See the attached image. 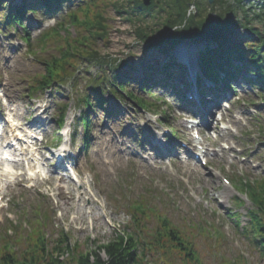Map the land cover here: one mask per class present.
Returning <instances> with one entry per match:
<instances>
[{"label": "rangeland", "instance_id": "rangeland-1", "mask_svg": "<svg viewBox=\"0 0 264 264\" xmlns=\"http://www.w3.org/2000/svg\"><path fill=\"white\" fill-rule=\"evenodd\" d=\"M98 1L100 12L93 15L78 13V7L85 6L86 1L72 0L71 5H63L53 16L41 10L33 16L35 21L25 17L27 32L16 26L0 30V125H5L0 152L12 155V166L34 165L47 172L51 180L48 184L39 180L32 189L25 184L15 185L14 181L7 186L0 180V192L6 195L0 208L8 203V208L0 209V249L7 231L17 252L28 249L25 238H34V233L40 231L52 241L64 233L72 251L96 250L113 240L129 222L130 205L147 198L151 211L168 218L172 228L190 238L194 255L199 256L195 264H264V256L253 245L251 236L246 235L248 210L254 206L240 188L242 181L253 184L257 190L264 184L262 98L243 80H236L231 96L235 98L232 102L238 101L233 103L231 114L238 135L219 132L211 136L206 132L216 146L215 154L209 157V165L214 167L212 173L208 168L184 166L180 161L174 163L177 173L169 172L160 159V151L150 141H162L163 130L167 129L178 130L180 137L184 136L178 114H185L177 106L182 99L170 87H154V95H165L157 100L141 93L138 83L128 84L127 92L157 105L147 110L148 114L110 91L116 76H140L150 65L171 60V49L147 47L136 34L142 31L152 38L153 44L158 43L155 39L166 14L157 9L149 15L134 16L129 0ZM13 5L19 7L15 0H0V18ZM254 12L248 14L249 26L262 34L264 16L255 18ZM72 15L77 16V23L72 22ZM237 16L245 22L240 10ZM61 24L62 39L53 33L42 40L47 33L61 28ZM96 28L102 35L86 45L98 52L102 63L78 58L77 68L69 70L74 73L72 78L45 91L29 93L32 82L44 74L48 61L61 57V47L66 46L63 38L78 47L75 41L88 38ZM27 34L31 36L30 42L23 40ZM245 35L249 34L244 32L240 36ZM198 54L188 57L194 65L190 76L188 69L182 72V77H190V81L200 77ZM91 89L103 96L113 115L107 117L100 109L93 111L91 141L85 147V133L77 120L82 111L81 100ZM63 105L65 123L58 128L56 119ZM12 139L17 143L15 147L10 145ZM167 140L172 139L166 137L165 143H169ZM231 141L237 147L234 151L219 146V142ZM60 154L65 156L61 161ZM221 177L227 178L232 187H227ZM57 185H65L64 195H60ZM65 199L70 200L68 205H64ZM12 225L13 233L9 228ZM17 234L21 245L15 243ZM71 259L66 255L61 261L70 263ZM186 259L183 256L179 264H194V260Z\"/></svg>", "mask_w": 264, "mask_h": 264}, {"label": "trees", "instance_id": "trees-1", "mask_svg": "<svg viewBox=\"0 0 264 264\" xmlns=\"http://www.w3.org/2000/svg\"><path fill=\"white\" fill-rule=\"evenodd\" d=\"M77 1V0H76ZM86 1L85 6L78 7V13L81 15H93L100 12L98 0H81V3ZM106 1V0H103ZM72 0H37L25 2L23 11L32 10L33 8L43 9L46 12H52L51 6L60 7L63 4H70ZM161 10L166 13V19L163 22V29L160 34L162 43L173 44L175 41H182L186 38H197L198 40H213L218 42V48L215 50L208 49L201 55L202 72L206 77L219 81L220 76L218 71H223L227 75L226 82H230L234 77L239 75L243 70L254 72L257 80H249L250 84L259 92L264 100V35H259L255 30L248 29L251 33L249 37L240 38L236 29L246 26L240 25V22L231 15L232 9L230 6L223 9V12L215 18L209 19L208 15L203 17L201 14L192 16L186 20V9L188 0H163ZM222 5L221 0L214 1V4ZM130 8L134 16L149 15L156 7V3L149 7H143L141 0H129ZM207 5V1L202 2ZM28 8V9H27ZM32 8V9H29ZM94 9L93 11L91 10ZM202 10V6L198 5V11ZM228 10V11H225ZM18 11V10H17ZM14 8L8 12L7 16L3 15L0 19V26L4 25H19L25 28L23 19ZM72 22H78L77 16L72 15ZM186 22V26L182 31L171 32V28L175 25ZM61 28L54 29L42 37V40L48 39L51 34L59 36ZM100 27L102 24L99 25ZM92 29L95 26H91ZM142 32H140V36ZM102 34L96 30L89 32L88 38L83 41L75 39L77 42L75 47L71 44L72 40L63 38L65 47H61L62 55L58 59H51L46 64L44 74L37 80L32 82V87L29 89L31 93L45 91L53 85L61 84L68 78H72L74 73H69L70 69L77 68L78 58L87 60L93 63H102L103 59L97 51L91 50L86 44L90 43L95 37ZM144 35V34H143ZM61 38V37H60ZM62 39V38H61ZM28 42L30 41L27 38ZM148 41V40H147ZM245 45V46H244ZM245 47V48H244ZM234 61H240L242 66H236ZM131 80L116 76L111 82V92L115 97L123 96L125 85ZM140 82V81H138ZM157 84L163 83L157 81ZM141 89L149 91L147 86L148 81H141ZM130 99L135 97L131 94H126ZM137 102V98L135 99ZM142 106H146L145 101H139ZM83 111L77 122H80L86 129L85 145L89 144L88 130L90 128V118L93 111L101 109L105 115L112 116V111L107 109L106 101L103 96L95 89L86 92L81 100ZM62 106L61 113L57 120V125L60 127L64 122V110ZM248 189L249 198L253 202L255 209L249 212V228L246 229V235L252 238V243L257 248L261 255L264 256V184L260 186V190L255 189L252 185L246 187ZM148 199L143 198L131 206L130 222L123 227V231L115 234L113 240L109 243L97 247L96 250L83 249L80 252L72 251L71 242L63 233L56 240H49V237L37 231L34 233V238L26 237L25 242L29 248L19 252L11 247L13 241L10 237H4V245L0 249V264H179L178 260L183 256H187L186 262L194 260L193 263L199 261V256L194 255L192 250V242L190 238L183 234L182 231L174 229L170 226L168 218H163V215L157 212L148 210L146 205ZM148 211V212H147ZM158 221L160 224H158ZM38 224V220L35 221ZM41 225V224H40ZM203 236V234H201ZM195 239L196 236H193ZM16 244L21 245V237L16 238ZM104 254V255H103ZM67 255L72 256L71 262L67 260L61 261ZM179 255V256H177ZM183 255V256H181ZM187 264V263H182ZM200 264V263H197Z\"/></svg>", "mask_w": 264, "mask_h": 264}, {"label": "bare ground", "instance_id": "bare-ground-1", "mask_svg": "<svg viewBox=\"0 0 264 264\" xmlns=\"http://www.w3.org/2000/svg\"><path fill=\"white\" fill-rule=\"evenodd\" d=\"M192 66H194L193 63H191V64L189 63L188 65H183V66L180 65L179 68L183 67L184 68V72H186L187 71V67H190L191 68ZM176 67H178V66H176ZM186 78H187V76H186ZM181 79H182L181 82H184L183 81V77ZM187 80L189 81L190 80V77H188ZM188 81H186V82H188ZM150 143L152 144V146L156 150H160V149H162V148H164L166 146V143L165 142H161V141H159L157 139L151 140ZM59 167H61L60 164H59ZM17 181H20V180L17 179ZM64 194H65V192H63V190H61L60 195L62 196ZM62 199H64V197H62ZM69 201L70 200L65 199V202L66 203L64 205H68Z\"/></svg>", "mask_w": 264, "mask_h": 264}, {"label": "water", "instance_id": "water-1", "mask_svg": "<svg viewBox=\"0 0 264 264\" xmlns=\"http://www.w3.org/2000/svg\"><path fill=\"white\" fill-rule=\"evenodd\" d=\"M209 1L211 2V0H209ZM143 5L144 6L150 5V0H143ZM170 49L171 50H176V47L173 46ZM179 49H185V45L183 43H181Z\"/></svg>", "mask_w": 264, "mask_h": 264}]
</instances>
